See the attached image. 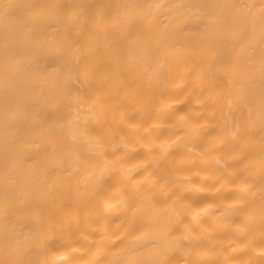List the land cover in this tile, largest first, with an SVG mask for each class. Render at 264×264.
Returning a JSON list of instances; mask_svg holds the SVG:
<instances>
[{"label":"bare ground","instance_id":"1","mask_svg":"<svg viewBox=\"0 0 264 264\" xmlns=\"http://www.w3.org/2000/svg\"><path fill=\"white\" fill-rule=\"evenodd\" d=\"M0 264H264V0H0Z\"/></svg>","mask_w":264,"mask_h":264}]
</instances>
